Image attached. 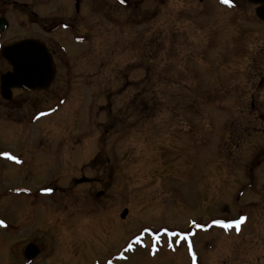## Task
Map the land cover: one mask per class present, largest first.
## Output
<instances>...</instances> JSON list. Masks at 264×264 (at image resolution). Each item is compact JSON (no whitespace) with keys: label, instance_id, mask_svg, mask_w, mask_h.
Returning a JSON list of instances; mask_svg holds the SVG:
<instances>
[{"label":"rangeland","instance_id":"rangeland-1","mask_svg":"<svg viewBox=\"0 0 264 264\" xmlns=\"http://www.w3.org/2000/svg\"><path fill=\"white\" fill-rule=\"evenodd\" d=\"M196 1L167 0L163 4L158 3V9L154 5L158 17L152 16L150 21L144 22L139 28L131 23L132 19L123 25L125 22L114 18L112 13V23L103 18L113 28L111 39L102 41L94 50L92 46L75 48V45L67 41L70 49H76L74 51L80 56L86 54V61H90L88 66L80 69L75 65L61 68L62 73L70 78L75 77V80L71 82L68 102L57 114L28 126L25 111L31 100L22 109H11L12 112L0 102V151L9 149L12 152H23L29 161L21 169H15L11 165L0 169V217L7 220L0 223V264H106L108 259L113 258L112 253H116L121 244L131 236L138 235L143 226L156 228L166 225L184 229L183 224L189 218L208 221L211 214L215 213L213 217H234L235 212L247 213L249 223L245 230L252 244L245 241V234L242 237H226L221 235V231L215 232L220 237L219 241H215L217 236L212 231L206 238L214 239V242L204 245L206 238H200L203 237L201 234L197 241L198 236L193 239L199 256L196 261L185 250L191 241L189 235L183 240L175 238L171 241V248L168 245L158 246L150 239L148 243L145 240V248L136 246L133 252L128 253V264H264V163L256 166L264 157V123L256 122V118L252 116L250 120L253 122L249 126H237L235 118L239 114L230 109L227 110L228 113L218 112L214 115L218 121L222 120L223 136L220 140V126L219 130L214 127L212 132L204 135L206 140L200 133L195 134L196 137L186 135L178 127L174 130L175 136L177 135L174 144L170 145L168 142V134L172 128L169 119L171 114L167 113L169 107L175 106V102L181 105L187 102L195 104L198 99L192 93L189 101L184 95L175 99L163 95L171 86L166 82L165 76L172 74L176 64L178 66L188 62V55L187 62H184L187 50H192L197 43L195 51L200 55L203 46L199 45L209 43L212 39L210 42L215 44L216 40L224 43L221 48L223 54H226L227 48L231 50L232 42L239 44L237 78L230 82L235 89L225 93L231 96L233 106V101L235 103L237 100L236 95L250 85L246 73L250 72L251 58L259 55L261 48L264 49V23L255 18L254 6L247 2L243 4L245 15L240 12L241 9L223 10L224 21L229 18V30H199L201 27H209L211 19L222 13L220 8L215 7L213 17V13L200 14V7L192 6ZM146 5L152 11V0H146L144 6ZM236 12L240 17L237 26L241 30L230 29V18ZM122 25L128 30H114ZM242 27L251 30H243ZM172 28L176 29L174 31L177 34L176 39L174 38V57L168 54ZM102 29V26L97 28L104 36ZM7 34L20 36L24 34V30H9ZM6 39L5 36L4 40ZM218 48L219 45L217 48L215 45L208 46L206 54L215 59ZM88 53L91 54L89 58ZM105 54L111 56L107 66L105 63L101 64L106 59ZM262 60L258 63L264 64ZM134 63H142L141 69L134 71ZM2 69H5L4 63L0 70ZM231 70L232 66L225 71V79L231 77ZM127 73L131 78L127 82L126 79L120 81L119 75ZM158 73L160 77L161 73L165 76L160 78V88L157 95H154V98H158L157 101L148 96L142 99L144 104L140 100L136 105L129 102L127 104L121 91H129V94L134 89L137 91L144 83L146 86L147 82L157 79L154 75ZM140 78L146 80L142 85L139 83L141 80L137 81ZM112 79L117 81L114 85ZM163 79L166 81L162 82ZM151 85L152 83L148 88H152ZM183 89L181 87L179 90ZM204 90L210 89L203 83L200 91ZM259 95L264 101V89L257 91V96ZM202 101L203 104L210 103ZM199 107L208 111L207 106ZM153 109L159 113L154 117ZM194 116L195 119L198 118L197 123L200 120L204 122L203 114L195 113L192 117ZM208 121H211L210 115ZM197 125L196 128L199 127ZM239 127L243 131L240 135L242 141L237 147H229V138L236 134L234 132L239 133ZM39 138L44 145L49 141L50 143L44 152L37 151V156L31 158L27 151L28 143L36 142ZM105 139L109 140L107 146ZM86 141L89 146L83 154L84 147L81 144ZM71 142L80 146L79 152H74L79 162L69 166L73 153L60 155L61 162L56 158V148L61 143ZM107 148L110 149L108 153ZM92 150L99 151L95 158L98 159L100 169L107 167V158L104 156H112V175L105 182L98 175L101 179L97 178L95 184V190L105 188V198L96 193L88 195L87 185H82L78 210L73 208L76 205L75 198L66 190L64 194L61 193L60 198L50 196L57 195L52 189L41 192L42 200L34 203L36 188L56 186L58 181L67 186L71 174L81 173L80 170L86 167L83 162L93 155ZM213 156L215 159H212ZM224 157L226 160H223ZM169 159L175 160V169L170 168ZM189 159L194 160L191 162L193 167H190L187 161ZM92 164L88 165L93 167ZM205 168L207 172L202 179ZM85 171L97 175L95 170ZM120 171L126 172L127 176H121ZM210 171L213 176L220 171L221 176L217 180L209 179L207 187H202L205 178L210 176ZM251 175L256 178L251 179L255 180L254 187L247 189L238 198L239 190L248 184ZM87 197L90 199L87 200ZM91 198L96 201L94 209L90 204ZM72 201L74 204H71ZM99 203H106V206L101 207ZM124 209L129 211L125 219H122L120 215ZM157 239L165 240L162 235H157ZM31 244L38 245L41 252L29 260L25 254ZM159 244L162 245V242ZM120 263L125 264L119 260H112L111 264Z\"/></svg>","mask_w":264,"mask_h":264},{"label":"flooded vegetation","instance_id":"flooded-vegetation-1","mask_svg":"<svg viewBox=\"0 0 264 264\" xmlns=\"http://www.w3.org/2000/svg\"><path fill=\"white\" fill-rule=\"evenodd\" d=\"M145 1L146 0H124V2H122V0H0V60L4 63L5 66L4 70H0L1 104H3L5 109L15 110L20 108L22 109L27 101L31 100L29 102V108L27 107V110L25 111L28 126H33L39 120L57 114V112L61 111L62 107L68 102L67 95L71 92V82L75 80V77L72 76L70 78L68 77L69 75L62 73L61 68L64 66L75 65L80 69L86 65L88 66V61H90H86V54L80 56V54H77L76 51H74L76 49H70L71 47L68 45L67 41L75 45V48L76 46H92L94 50L102 41H109L111 39L113 28L111 27V24L109 25V23H105L104 19H107L111 22L112 13L114 14V18L125 22L122 23L123 25L126 24L128 20L132 19L131 23L137 25V28H139L143 26L142 24L144 22L150 21L152 19V16L158 17V11L154 9V5H156L155 8L158 9V3L163 4L167 0H152V11H149L147 5L144 6ZM206 1L208 0H197L196 2H194V4H192V6L200 7L199 12L203 15L205 13H213L215 7H218L220 8L222 15L219 16L217 14L214 18H212L215 15L214 12L211 17L212 21L210 23V26L201 27L199 30H229V25H227V21H229V18L224 21L223 10H229V8L231 10L241 9L240 12L245 15L243 11V4H245L246 2L254 6L253 12L255 18L264 23V20L261 19L256 13L259 5L254 4L249 0H233L232 4H225L222 2V0H211L210 2ZM206 3L208 4L207 6ZM52 9H55V11L53 12ZM148 11L151 13H149ZM239 19L240 17L237 12L235 13V16H232V18H230V21L232 22V24H230L231 30H241V28H238L237 26V24H239L240 22ZM106 24L109 26H106ZM123 25L119 28H115L114 30H128L126 28H123ZM100 26L103 27L102 30L104 31V36L97 30V28H99ZM242 29L251 30L245 29L244 27H242ZM9 30H24V34L20 36H10V34H7ZM171 30L172 31L169 34V37L171 38H169L168 40V54L171 57H174L176 43L174 38L176 39L177 34H175V28H172ZM156 35H158V33ZM5 36L7 37L6 40H4ZM155 40L156 39H154V41ZM210 41L209 43L206 42L205 44L199 45L203 46L201 52H199L201 53L200 55H197V52L195 51V48L198 44L188 42V44L196 45L194 46V48H191L192 50H187V53H185L186 57L184 62H187L188 55L189 63L187 62L184 65L178 64V66L176 64L172 71V74L170 75L168 74L165 76L164 73H161V77H167L165 78L167 81L163 79L162 82L166 81L171 84L170 89L165 91L163 95L171 99L182 97L184 95V97H187L189 101L192 93L195 97L197 96L198 98L196 99L195 104L194 102H192L193 104L191 102H187L181 105L175 102V106L169 107L167 113L171 114V117L169 119L170 124L172 123L171 131L168 134V142L170 145L174 144V140L177 139V135L175 136L176 132L174 130L178 127H180L178 129L183 130L186 135L195 136V134L200 133L202 138L206 140V136L204 135H208V133L212 132L214 127H218L217 130H219L220 126V140L223 136V128L221 124L222 120L218 121L217 118L214 117V115H216L218 112H221L222 114H224L225 112L228 113L227 110L230 109L233 110L235 114H239L237 119L235 118V120L237 121V126H249L250 123L253 122L250 120V117L252 116L256 118V122L264 123V101L261 100L262 97L260 95L257 96V91L260 92L264 89V64L258 63L262 59V61H264V49L261 48L262 50L259 52L260 54L255 55L253 56V58H251L252 64L249 68L250 72L247 71L246 73L250 85L246 88V90H242L240 94L236 95L237 100L235 103L233 101V106H231V96L225 93L234 91L235 89V86L233 84H230V82H232L234 78H237L239 65V59L237 58L239 44H234L232 42L231 50L227 48V53L223 54L221 46L224 43H220L216 40L215 44V42ZM207 45L210 47L215 45L216 48L217 45H219V48L215 55V59L210 58L206 54V47H208ZM158 52L159 50L156 52V54H158ZM90 55L91 54H89L87 58H89ZM77 56H80V58L78 59ZM105 58L106 59L101 62V64L105 63V66H107V62L110 60L111 56L105 54ZM1 61L0 68H3V63ZM151 61L152 60L150 59L149 63H151ZM141 66L142 63H134V71L137 69H141ZM231 66V77L225 79L224 73L226 70H228V67L230 68ZM15 67H18V69H16ZM168 70L171 72V67L169 65ZM11 73H15L14 76H11L13 77L12 81L5 77L6 75ZM159 73L154 75L157 77V79H153L151 81L152 88H148L149 84H151L148 82L147 85L144 86V82L146 80L143 81V78H140L137 81L141 80L139 82L141 83V85L144 83L141 89L137 91L134 89L133 92H130V94L128 93V90H126L128 92L121 91L123 92V97H126L127 104L129 102L131 105H136L138 104V100H140L141 104H144L142 99H146L148 98V96H152L153 100L157 101L156 99L158 98H154V95H157V91L161 85L159 84L161 82ZM234 73L235 75H233ZM127 74L121 76L119 75V80L122 81L123 79H126L127 82L131 78L129 74ZM62 77H64V79ZM112 80L114 85L117 81L114 79ZM203 83L204 86L210 89L209 91H200L201 84ZM181 87L184 88L183 91L179 90ZM207 98H210V100L208 101ZM233 99H235V96L233 97ZM201 100H206L210 103L203 104V101L201 102ZM48 103L49 105H47ZM199 105L207 106L208 111H203L199 107ZM12 111L13 110H11V112ZM195 113H198L199 115L203 114L204 122H201L200 120V122L197 123L196 121L198 118L195 119V116L194 118L192 117L193 115H195ZM158 114L159 113L155 109H153V117ZM208 115L211 116V121H208ZM159 118L160 117L158 116L157 119ZM176 120H178L177 123ZM233 121L234 119L232 120V122ZM195 123L198 124L197 126L199 127L196 128ZM207 128L209 129L207 130ZM238 132L239 133L234 132L236 134H232L229 138V147H237L240 145L242 141L240 135L243 134L242 128L239 127ZM217 138L218 136L216 135V139ZM104 141L107 146L109 140L105 139ZM28 144L29 146L27 151L28 155L31 158L37 156V151L44 152L47 149L48 145H44L40 138L36 142H31ZM88 146L89 143L87 141L81 144V147H84L82 150L83 154L86 153V149L88 148ZM79 148L80 146L77 147V144L75 142H71V144L61 143L56 148L58 154L56 158L58 157V161L63 162L60 158V155L71 152L73 153L72 161L71 163L70 161H68V163H70L69 166H72L74 163L79 162V160L77 161V158L74 155V152L76 150L77 152H79ZM106 151L108 153L110 149L107 148ZM5 153H8L10 155H4ZM97 153H99V151H94L93 155L89 157L90 159L87 158V160L83 162L85 163L84 165H86V169L92 171L95 170V172H97L96 176H94V173H87L85 171L86 169L83 167L80 170L81 173L71 174L70 181L67 182V186L59 184L60 181H58V185L56 186L49 185L36 188L37 190L34 193L33 197L34 203H37L38 200H42V195L40 194L41 192L50 191L52 189V192H56L57 195L52 194L50 196H53L52 198H60L61 193L64 194L67 191L69 193L71 192V196L75 198L76 205L72 207L74 208V210H78L80 208V203L78 201V199H80L79 191L80 186L82 185H87V189L89 190L88 195L93 196L96 193L99 197L105 198V188L95 190V184L97 183V178L101 179L102 177L105 182L106 179L110 178V175H112V166L110 167V160H112V156H104V158H107L105 159L107 167H103L104 169H100V164L97 161L98 159L96 160L95 158L98 155ZM13 156L15 157V159L11 158ZM214 156L212 159H215L216 156ZM223 160H226V158L224 157ZM187 161L190 167H193V163L191 162H193L194 160L189 159ZM28 162V157L23 152H12L9 149L0 151V169L7 168V166L10 165L15 167V169H21L27 166ZM169 162L170 168L175 169V160L169 159ZM89 163H93V167L88 165ZM96 163H98V165H96ZM263 163L264 157L263 159L258 161V164H256V166H259ZM101 164L103 165L102 162ZM206 172L207 171L205 168V170L203 171L202 179L204 178ZM211 172L212 171H210V176L205 178L206 182L203 181L202 187H207V182H209V179L213 181V178L214 180H217L219 176H221L220 171L216 172L215 176H213ZM28 173L29 171H27V174ZM98 175H101V177H97ZM120 175L124 178L127 176L126 172L124 171H120ZM253 176L254 175H251L249 177L250 180L248 181V184L244 185L239 190L238 198L242 197L245 191H248L247 189H252L254 187L255 180L251 179L256 178H254ZM88 199H90V197H87V200ZM204 200H206V198ZM90 201L91 207L94 209L96 201L92 198ZM106 203H99V206L105 207ZM71 204H74V202L72 201ZM235 213L236 215L234 217H224V215L220 217H213V215L215 214L214 213L208 216L210 217L208 221L189 218L188 221L183 224L184 229L176 227L170 228L166 225L157 226L156 228L143 226L142 228H140L138 235L131 236L127 240V242L121 244V247L116 253H112L113 258L108 259L106 264H111L112 260H119L120 262L128 264V253L133 252L136 246L145 248L147 246L146 242L148 243L150 239L158 246L162 247L164 245H168V248H171V241H174L175 238H180L183 240L184 237L189 235L191 241L188 242L185 248L189 256L191 253H194L196 256L198 255L194 248L197 239H205L212 231H214V233L217 231H221V235H224L226 237H242L245 234V241L251 243L248 232L245 230V226L249 223V217L247 213ZM121 215L120 217H122ZM122 219H125V217H122ZM0 220L7 221L5 218L1 217ZM216 221H223L225 223H216ZM192 229L194 231H192ZM201 234H203L202 236L204 238L200 237ZM156 235L164 236L165 240L162 241V245H160L159 242L155 240ZM215 235L217 236V238H215V241H219L220 237H218V233H215ZM196 236L198 237L196 238L194 244L193 239ZM211 242H214V239L209 240L206 238L204 240V245Z\"/></svg>","mask_w":264,"mask_h":264},{"label":"water","instance_id":"water-1","mask_svg":"<svg viewBox=\"0 0 264 264\" xmlns=\"http://www.w3.org/2000/svg\"><path fill=\"white\" fill-rule=\"evenodd\" d=\"M249 1H251L254 4L259 5L257 10H256V13L261 19L264 20V0H249ZM15 68L18 69V67H15ZM21 74H24V73H21ZM14 75H15V73H11V74L6 75L5 77L8 78L10 81H12L13 77H11V76H14ZM127 213H128V210L125 209L122 212L121 216L126 217ZM38 252H39L38 246L31 244L26 249V256L28 258H33Z\"/></svg>","mask_w":264,"mask_h":264},{"label":"snow or ice","instance_id":"snow-or-ice-1","mask_svg":"<svg viewBox=\"0 0 264 264\" xmlns=\"http://www.w3.org/2000/svg\"><path fill=\"white\" fill-rule=\"evenodd\" d=\"M122 2H124V0H122ZM222 2L225 3V4H232V3H233V0H222ZM4 155H10V154L5 153ZM11 158H12V159H15L14 156L11 157ZM0 223H4V221L0 220ZM216 223L224 224L225 222H223V221H216ZM237 223H239V222H237ZM226 226H229V225H226Z\"/></svg>","mask_w":264,"mask_h":264},{"label":"bare ground","instance_id":"bare-ground-1","mask_svg":"<svg viewBox=\"0 0 264 264\" xmlns=\"http://www.w3.org/2000/svg\"><path fill=\"white\" fill-rule=\"evenodd\" d=\"M247 223V222H246ZM242 229H243V227H242Z\"/></svg>","mask_w":264,"mask_h":264}]
</instances>
